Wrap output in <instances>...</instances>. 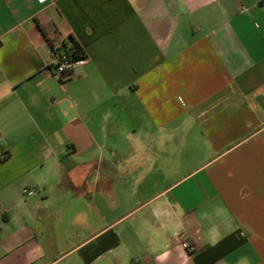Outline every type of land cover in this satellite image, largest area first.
I'll list each match as a JSON object with an SVG mask.
<instances>
[{
  "label": "crops",
  "instance_id": "crops-1",
  "mask_svg": "<svg viewBox=\"0 0 264 264\" xmlns=\"http://www.w3.org/2000/svg\"><path fill=\"white\" fill-rule=\"evenodd\" d=\"M0 264H264V0H0Z\"/></svg>",
  "mask_w": 264,
  "mask_h": 264
},
{
  "label": "built area",
  "instance_id": "built-area-1",
  "mask_svg": "<svg viewBox=\"0 0 264 264\" xmlns=\"http://www.w3.org/2000/svg\"><path fill=\"white\" fill-rule=\"evenodd\" d=\"M86 60L85 55L77 56L73 52L71 42L66 39L61 43L51 45L48 69L60 81H66L80 74ZM22 193L24 196H31L34 190L23 188ZM181 246L189 251L193 249L187 241H182Z\"/></svg>",
  "mask_w": 264,
  "mask_h": 264
},
{
  "label": "trees",
  "instance_id": "trees-1",
  "mask_svg": "<svg viewBox=\"0 0 264 264\" xmlns=\"http://www.w3.org/2000/svg\"><path fill=\"white\" fill-rule=\"evenodd\" d=\"M69 41L71 42V45H72V49H73V52L77 55V56H84V52L83 50L81 49L80 45L77 44L72 37H69Z\"/></svg>",
  "mask_w": 264,
  "mask_h": 264
}]
</instances>
